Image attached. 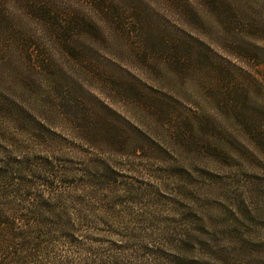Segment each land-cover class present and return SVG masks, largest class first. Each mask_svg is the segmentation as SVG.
Masks as SVG:
<instances>
[{"label":"rangeland","instance_id":"obj_1","mask_svg":"<svg viewBox=\"0 0 264 264\" xmlns=\"http://www.w3.org/2000/svg\"><path fill=\"white\" fill-rule=\"evenodd\" d=\"M233 1L246 21L234 19L228 28L200 0H115L146 16L164 39H198L210 45L212 51L196 49L188 57L201 56L213 66L178 76L165 56H130L121 42L109 46L90 35L81 41L86 47L96 45L88 48L82 64L58 51L47 56L0 48V105L15 109L13 117L0 114V166L11 173L0 180L23 182L48 198L47 184L70 177L90 184L107 175L109 167L116 169L109 201L102 200L92 215L74 198L77 192L67 195L71 198L65 204L76 207L77 216L72 225L68 216L57 220L54 227H59L52 229L64 237L71 236L74 226L79 244L50 245L52 262L108 264L114 255L122 264H264V142L260 146L256 139L264 136V0ZM49 2L60 8L78 3ZM78 6L84 18L99 24L89 8L81 2ZM16 9L14 15L22 18ZM27 23L34 32V23ZM250 33L255 36L248 39ZM234 46L248 52L246 59L234 55ZM45 62L57 77L50 83L42 77ZM106 84H133L178 119L165 130L161 117L131 98L117 90L104 94ZM88 92L129 121L132 130L138 128L140 137L146 134L144 153L103 148L94 156L74 140L51 104H62L69 96L89 105ZM42 107L50 112L42 113ZM32 115L54 128L45 139L38 126L29 124H36ZM93 165L96 178L83 179L82 171L89 173ZM108 204V209L102 207Z\"/></svg>","mask_w":264,"mask_h":264},{"label":"trees","instance_id":"obj_2","mask_svg":"<svg viewBox=\"0 0 264 264\" xmlns=\"http://www.w3.org/2000/svg\"><path fill=\"white\" fill-rule=\"evenodd\" d=\"M76 1L84 5L81 7L89 8L99 24L92 20L89 21L81 15L78 11V3H72L76 4L74 6L76 8H60L50 3L49 0H0V48L28 55L37 52L47 56L58 51L65 57L82 64L87 57L88 48H95L96 45V43H92L86 47L85 43L81 41L90 35L94 40L109 46H112L114 40L121 42L122 44L119 45L121 50L130 56L144 55V53L159 57L165 56L168 59L169 70L176 76L213 66L201 56L189 58L196 49L204 48L207 51H212L210 45L198 39H195V42L183 40L181 37L164 39L155 34L146 16L136 9L121 8L115 3V0ZM16 3L21 7L15 5L16 10L22 12L25 22L22 18L19 19V16L14 15L15 6L12 4ZM200 3L207 11L215 12L212 15L218 18V22L222 26L230 28L234 19H240L241 22L246 21L242 11L237 9L233 0H200ZM27 20L34 23V32L27 28ZM247 27L252 31L253 28L250 25ZM135 34L136 36H134ZM254 36V33H250L248 39ZM234 47V55H238L240 58H245L243 54L248 56V52L241 46ZM45 63L42 72L45 76L42 75V77H45V80L50 83L52 77L55 80L57 77L49 69L50 64ZM218 70L220 75L224 76L222 70ZM105 86L104 92L101 90L104 94L105 91L111 93L117 90L125 99L131 98L136 106L143 107L151 115L161 117V120L165 122L163 123L164 129L166 125H170L172 120L178 119L176 113L164 110V105L156 97L144 95L140 92L141 88L135 87L133 84H106ZM86 96L87 99L93 101L89 105L87 101L72 100L69 96L63 99L65 101L62 104L54 102L51 104L57 117L67 125L68 131L76 136L77 139L74 140H78L85 147L94 151V156H96V151L102 153L103 148L119 151L130 150L132 153L145 152L142 146L148 138L145 133L140 137L136 133L138 128L135 126L133 128L136 129L132 130L131 123L121 118L103 99L93 96L90 92L86 93ZM42 108V113L50 112L45 107ZM1 113L13 117L15 109L13 106L2 104L0 105ZM32 117L36 124L33 122L29 124L38 126V135L45 139L47 132L54 128L46 120L37 119L33 115ZM181 124L184 125L183 122ZM178 128L187 130L186 126ZM189 129L193 132L194 128L190 126ZM262 137L264 136L256 137L260 146H263L264 142ZM142 139L144 143L141 142ZM5 167L9 168V165ZM94 167L95 165L90 167L89 173L82 171L83 179L96 178L97 175H93L96 173L91 174ZM10 174L0 166V178ZM106 174L100 176L94 183L91 181L90 184L84 181L78 184L77 180H73L71 177L69 181L64 179L47 184L49 187H44L49 190L48 198H45L43 190L36 189L35 192H32L33 188L28 189L22 181L19 184H12L0 180V264H71L67 260L58 261V263L52 262L48 250L50 245H57L61 241L67 242L70 248L76 247L79 242L75 236L79 238V234H77L79 231L71 226L73 228L70 230L71 236L62 237L56 236L59 232L52 228H58L59 226L54 227L57 225V220L64 219L66 216L69 218V224L72 225L77 216L76 207L74 210L72 206L65 204V200L69 201L71 198V196L67 197L68 194L73 195L74 192H77L74 198H77L79 205L88 210L90 215L92 212L98 211L97 206L100 207L98 204L102 200L103 203L108 202V193L112 189L110 187L115 186L114 181L110 178L116 175V169L109 167ZM74 198L73 201H75ZM94 202L97 204L96 207L92 205ZM108 206L110 205L102 207L108 209ZM75 254L78 255V252ZM108 258H110L108 264H122L114 255Z\"/></svg>","mask_w":264,"mask_h":264}]
</instances>
